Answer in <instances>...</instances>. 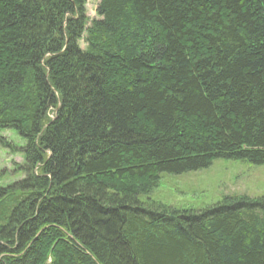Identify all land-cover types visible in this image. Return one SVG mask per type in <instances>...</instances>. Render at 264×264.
Segmentation results:
<instances>
[{"label":"trees","instance_id":"16d2710c","mask_svg":"<svg viewBox=\"0 0 264 264\" xmlns=\"http://www.w3.org/2000/svg\"><path fill=\"white\" fill-rule=\"evenodd\" d=\"M87 1L0 0V132L25 142L0 264H264V196L141 201L264 166V0H100L90 23Z\"/></svg>","mask_w":264,"mask_h":264},{"label":"rangeland","instance_id":"374dc122","mask_svg":"<svg viewBox=\"0 0 264 264\" xmlns=\"http://www.w3.org/2000/svg\"><path fill=\"white\" fill-rule=\"evenodd\" d=\"M100 0H88L86 15L89 23L97 16ZM79 47L86 49L85 40L79 41ZM0 136L10 143L17 153L12 154L0 146V187L9 186L25 178L19 167L25 164L22 149L25 142L13 131L0 132ZM19 151V152H18ZM233 194L261 198L264 196V166H254L244 162L217 160L206 170L182 175L163 174L159 184L141 201L153 209L160 205L172 208L201 211L217 204L222 197Z\"/></svg>","mask_w":264,"mask_h":264}]
</instances>
